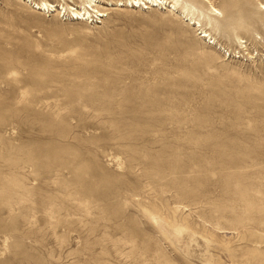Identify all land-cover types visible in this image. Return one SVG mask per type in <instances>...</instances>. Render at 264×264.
Wrapping results in <instances>:
<instances>
[{"label":"rangeland","instance_id":"rangeland-1","mask_svg":"<svg viewBox=\"0 0 264 264\" xmlns=\"http://www.w3.org/2000/svg\"><path fill=\"white\" fill-rule=\"evenodd\" d=\"M41 1L0 0V264H264V0Z\"/></svg>","mask_w":264,"mask_h":264},{"label":"bare ground","instance_id":"bare-ground-1","mask_svg":"<svg viewBox=\"0 0 264 264\" xmlns=\"http://www.w3.org/2000/svg\"><path fill=\"white\" fill-rule=\"evenodd\" d=\"M92 1V0H91ZM205 1V3L207 4V6H208V10L210 11V13H211V15H222L221 14V12L212 4V2L210 1V0H204ZM123 4H125L126 6H130V7H138V8H142V9H148L150 6H161V5H168V7L169 8H172V9H176L178 6H180L181 5V0H124L123 2H121V1H119L118 2V5H123ZM48 6H49V4L46 2V1H44V0H42L39 4H38V9H48ZM163 6V7H164ZM181 7L183 8V10L184 11H188L189 9L191 10L192 9V7L190 6V7H188V6H182L181 5ZM50 9V8H49ZM189 10V12H191ZM80 12H82V11H80ZM85 13H86V11H85ZM181 13V12H180ZM192 13V12H191ZM190 13V14H191ZM182 14V13H181ZM189 14V13H188ZM203 13H201V15H202ZM81 15V14H80ZM98 15H100V16H103V13H98ZM85 16V15H84ZM74 17V16H73ZM207 17V19L210 21L211 20V18L209 17V16H206ZM76 19H78L77 17H76ZM190 19H193V18H190ZM195 22L200 26V19H195ZM211 22V21H210ZM209 22V23H210ZM195 25V24H194ZM205 32V31H204ZM206 33V32H205ZM204 37H208L209 36V34H207V35H203ZM211 38V37H210ZM214 43V40L212 41V42H209V44H213ZM241 43H243V42H241ZM31 173V172H30ZM66 195V194H65ZM80 202V201H79ZM80 203H82V202H80ZM52 205V204H51ZM54 212V211H53ZM53 215V214H52ZM50 216V215H49Z\"/></svg>","mask_w":264,"mask_h":264}]
</instances>
